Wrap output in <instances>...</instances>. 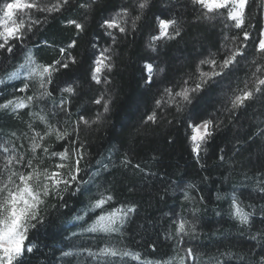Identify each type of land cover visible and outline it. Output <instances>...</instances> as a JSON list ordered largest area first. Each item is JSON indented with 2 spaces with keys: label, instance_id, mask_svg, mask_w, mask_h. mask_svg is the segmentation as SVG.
<instances>
[{
  "label": "trees",
  "instance_id": "trees-1",
  "mask_svg": "<svg viewBox=\"0 0 264 264\" xmlns=\"http://www.w3.org/2000/svg\"><path fill=\"white\" fill-rule=\"evenodd\" d=\"M5 2L11 0H0V7ZM38 2L50 4L55 0ZM81 3L86 7L81 8ZM136 3L137 0H70V5L61 12L48 16L34 35L29 33L30 38L12 54L0 51V80H3L0 104L15 97L39 94L35 81L27 93L16 91L24 81H9L11 74L24 63L29 50L38 62L47 64L59 59V48L67 47L72 40L77 41L76 47L68 51L78 63L54 74V83L49 86L55 90L54 95L34 101L30 110L39 113L43 108V114L53 125L67 127L71 132V122L79 114L94 119L98 110L102 112L101 106L92 103L94 97L103 93L105 98H111L110 111L99 124L80 126V142L85 145L80 175L85 183L74 194L71 190L64 193L63 200L50 198L42 206L45 222L29 232L26 244L34 245L33 251L25 253L19 264H94L82 250H95L106 243L138 252L142 260L151 264L170 260L175 264L177 253L183 252L171 221L181 216L195 223V233L183 238L184 246L193 247L197 253L195 264H217V261L252 264L264 252V238L251 239L264 232V135H257L264 131V97L246 102L247 106L235 110L234 114L224 110L231 107L230 98L239 94L245 81L251 85L253 58L264 63L253 46L258 39L257 29L264 28V3L249 0L252 19L246 20V25H252L248 30L253 39L246 49L248 59H241L227 78H216L219 84L206 86L183 113L170 109L167 119L155 125L145 124L144 120L155 109V100L164 89H178L186 79L188 86H193L197 68L208 70V65L201 66L200 60L213 55L221 59L222 46L226 43L224 36L235 35L237 30L226 29L219 21L213 27L197 19L200 11H194L189 0H149L142 13L134 7ZM125 7L131 15H141V19L132 30L130 15L127 35L117 32L118 41L113 45L100 25ZM31 14L42 20L45 15L35 10ZM157 17L175 19L181 35L155 42L156 51H153L148 45L151 37L159 34ZM69 20L82 23L84 32L78 35L74 25L67 23ZM93 43L114 49L115 67L108 73L111 82L107 85H89L86 78L92 52L96 51ZM227 43L230 47V42ZM147 63L153 65L150 85L145 83ZM67 84L76 87V95L71 97L72 115L66 124L64 114L54 109V104L61 101L57 86ZM30 110L13 113L11 109H0V143L7 142L10 148L18 149L24 144L25 148L20 150H27V137L32 135L28 124L31 122L37 131L44 129L38 116L27 115ZM202 119H213L220 126L202 145L198 163L191 151L192 129L188 122L198 123ZM46 142L52 150L61 148L62 142L55 141L54 136ZM221 155L223 161L219 159ZM125 158L132 165L139 164L143 171L131 165L123 166L121 161ZM53 163L45 158L41 167ZM105 191L114 197V206L136 209L122 234L105 236L84 231L99 211L90 210L91 202ZM233 195L245 211L255 213L250 226H242L232 217ZM77 216L83 219L78 220ZM64 252L72 255L64 256ZM124 264L139 262L126 257Z\"/></svg>",
  "mask_w": 264,
  "mask_h": 264
},
{
  "label": "snow or ice",
  "instance_id": "snow-or-ice-1",
  "mask_svg": "<svg viewBox=\"0 0 264 264\" xmlns=\"http://www.w3.org/2000/svg\"><path fill=\"white\" fill-rule=\"evenodd\" d=\"M189 2L194 11H200L197 19H203L211 23L213 27L216 26L215 22L219 21L224 28H235L237 33L224 36L226 43L222 46L221 59L217 60L213 55L200 60V65H208V70L197 68L193 86L189 87V80L186 79L178 89L166 87L160 98L155 100V109L146 116L145 124L155 125L166 120L170 109H174L177 114L183 113L206 86L219 84L220 80L216 78H227L239 66L241 59H248L246 49L249 47L248 42L253 39L252 33L248 30L252 25L250 23L246 25V20L252 19L249 0H189ZM148 4L149 0H137L134 7L142 13ZM69 5L70 0H55L50 4H42L38 0H11V2L3 3L0 7V51L12 54L18 45H22L30 38L29 33L34 35L35 31L39 30L48 16L61 12ZM79 6L86 7L83 3ZM32 10L45 14L43 20L33 16ZM130 15L129 8L125 7L115 16L102 21L100 27L104 29L105 35L110 37L113 45L118 41L117 32L127 35ZM25 16L27 19L24 18ZM140 19L139 14L131 15L132 30L136 29L137 21ZM157 20L159 34L152 36L148 45L153 51H156L155 42L162 39L172 40L181 35L179 24L175 19L157 17ZM229 22L232 23L229 24ZM67 23L74 25L78 35L85 30V26L76 20H69ZM257 32L258 39L254 41L253 46L255 52L264 59V28L257 29ZM227 42H230V47ZM44 43L47 44V41ZM76 44L77 41L72 40L67 47H60V58L47 64L38 62L29 50L24 63L11 74V78L17 79L23 75V86L16 89L21 93H27L31 88V82L35 81L38 83L39 94L9 99L0 104V109H11L13 113H18L22 109L30 110L34 101L52 97L55 90H50L49 86L54 83V74L60 73L62 69L68 70L70 64L78 63L77 58L68 51L75 48ZM92 48L96 51L92 52L86 78L89 85H107L111 82L108 73H111L115 67L114 49L111 46L101 47L96 43L92 44ZM250 63L252 83L249 85L248 81H245V87L239 90V94L230 98L231 107H226L224 109L226 112L234 114L235 110L246 107V102L264 97V63H258L255 58ZM145 70L147 71L145 83L150 85L153 82V65L145 64ZM0 83H3V80H0ZM57 87L61 93V101L59 104H54V109L64 114L67 124L68 118L72 115L71 97L76 95V87L72 84ZM65 93L67 96L64 95ZM92 103L101 106L102 112L98 110L94 119L86 118L83 113L79 114L78 118L71 122V132L67 127L53 125L48 116L43 114L45 112L43 108L39 113H33L30 110L27 115L38 116L44 129L37 131L31 122L28 124L32 135L27 137L29 140L27 150H20L25 148L24 144L19 145L18 149L15 146L10 148L7 142L0 143V264H19L25 253H31L34 245H28L26 241H28L29 232L45 222L42 206H46L50 198L63 200L64 193L71 190L74 194L79 190L80 184L85 183L80 175L81 161L85 158V145L80 142V126L83 124L91 127L99 124L104 114L110 111L111 98H105L102 93L99 97H94ZM168 122L171 123V121ZM219 126V123H215L213 119H202L198 123L191 120L188 122V127L192 129L191 151L198 163L202 145L208 142ZM12 135L16 136V133L13 132ZM257 135H264V131ZM52 136L55 137V141L62 142L60 150H52L51 145L46 142ZM45 158L53 160L54 163L51 166L41 167L45 163ZM219 159L223 161L224 156L221 155ZM121 164L125 167L131 165L143 171L139 164L132 165L127 158L122 160ZM113 199L114 197L105 191L91 202L90 210L99 211L93 222L84 228L85 232L105 236L122 234L125 224L136 209L134 206H114ZM185 199H188L187 192H185ZM231 215L239 221L240 225L250 226L251 217L255 213L245 211L241 202L233 195ZM76 219L82 220L83 216H77ZM171 223L174 226L177 243L181 245L183 252L182 256L178 253L177 264H195L196 251L191 246H184L183 241L184 237L195 233V223L182 216L173 218ZM258 237L264 238V232L251 236V239L255 240ZM82 251L94 264H124L126 257L138 261L139 264H151L150 261L142 260L138 252L127 248H117L107 243L104 247L95 250L85 248ZM63 255L69 256L72 253L64 252ZM258 255L259 259L254 260L252 264H264V252ZM117 257L119 260L114 259ZM156 264H172V261H157ZM217 264H223V262L217 261Z\"/></svg>",
  "mask_w": 264,
  "mask_h": 264
},
{
  "label": "rangeland",
  "instance_id": "rangeland-1",
  "mask_svg": "<svg viewBox=\"0 0 264 264\" xmlns=\"http://www.w3.org/2000/svg\"><path fill=\"white\" fill-rule=\"evenodd\" d=\"M263 18H264V13H263ZM12 80H15V79H12V78H10V80L9 81H12ZM16 80H22V81H24V78H23V75H21L19 78H17ZM179 255L180 256H182L183 255V253H179ZM178 253H177V255H176V258H175V264H177V260H178Z\"/></svg>",
  "mask_w": 264,
  "mask_h": 264
}]
</instances>
